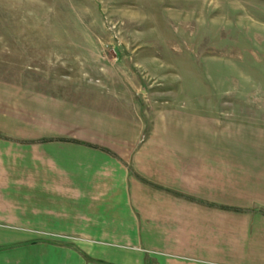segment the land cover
Instances as JSON below:
<instances>
[{
	"label": "crops",
	"instance_id": "1",
	"mask_svg": "<svg viewBox=\"0 0 264 264\" xmlns=\"http://www.w3.org/2000/svg\"><path fill=\"white\" fill-rule=\"evenodd\" d=\"M30 98L0 100V264H264V125L201 138L172 116L138 146L127 122Z\"/></svg>",
	"mask_w": 264,
	"mask_h": 264
},
{
	"label": "rangeland",
	"instance_id": "2",
	"mask_svg": "<svg viewBox=\"0 0 264 264\" xmlns=\"http://www.w3.org/2000/svg\"><path fill=\"white\" fill-rule=\"evenodd\" d=\"M32 93L127 122L138 146L172 116L201 138L264 125V0H0V100Z\"/></svg>",
	"mask_w": 264,
	"mask_h": 264
}]
</instances>
